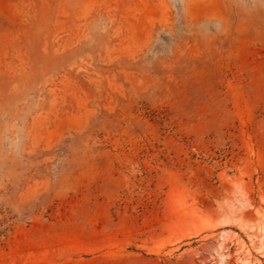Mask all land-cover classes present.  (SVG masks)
Returning a JSON list of instances; mask_svg holds the SVG:
<instances>
[{
    "label": "rangeland",
    "instance_id": "374dc122",
    "mask_svg": "<svg viewBox=\"0 0 264 264\" xmlns=\"http://www.w3.org/2000/svg\"><path fill=\"white\" fill-rule=\"evenodd\" d=\"M0 264H264V0H0Z\"/></svg>",
    "mask_w": 264,
    "mask_h": 264
}]
</instances>
